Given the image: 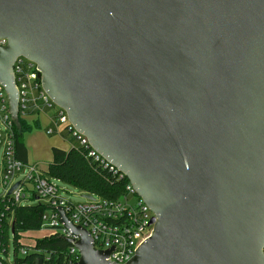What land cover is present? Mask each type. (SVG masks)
<instances>
[{
  "label": "water",
  "instance_id": "1",
  "mask_svg": "<svg viewBox=\"0 0 264 264\" xmlns=\"http://www.w3.org/2000/svg\"><path fill=\"white\" fill-rule=\"evenodd\" d=\"M0 38L16 123L23 56L154 214L126 264H264V0H0Z\"/></svg>",
  "mask_w": 264,
  "mask_h": 264
},
{
  "label": "built area",
  "instance_id": "2",
  "mask_svg": "<svg viewBox=\"0 0 264 264\" xmlns=\"http://www.w3.org/2000/svg\"><path fill=\"white\" fill-rule=\"evenodd\" d=\"M8 41L0 38V48H5ZM37 65L23 56L15 59L13 75L15 88L18 92V122L19 119L46 115L47 110L56 109L50 125L45 129L47 136L58 135L68 142L71 148L81 149L87 159L108 169L118 179L125 178L114 166L104 160L94 151L86 137L74 129L68 116L57 107L42 89L41 73ZM9 103L4 88L0 85V206L10 212L17 206L24 207L21 201L34 200L35 205L44 207L39 231L52 230L47 237H60L78 241L79 237L72 233L61 222L58 209H62L67 221L73 227L84 229L93 242V249L108 252L106 261L112 264H126L137 249L152 235L154 225L151 220L155 217L152 211L132 190L128 182L125 193L117 200H105L90 195L92 200L85 203L72 204L60 197V189L50 180L46 173L41 172L35 165L16 158L15 127L18 125L8 112ZM24 121V120H23ZM62 128V130H61ZM61 132L66 135H62ZM23 176L11 192L14 180ZM10 217L8 221H10ZM12 226V225H11ZM23 234H21L22 237ZM20 254L26 255L30 246L21 245ZM67 264H75L80 258L79 251L70 245ZM1 257V254H0Z\"/></svg>",
  "mask_w": 264,
  "mask_h": 264
},
{
  "label": "trees",
  "instance_id": "3",
  "mask_svg": "<svg viewBox=\"0 0 264 264\" xmlns=\"http://www.w3.org/2000/svg\"><path fill=\"white\" fill-rule=\"evenodd\" d=\"M29 128L21 119L15 127L16 158L23 162H26L27 150L22 142V135ZM51 153L52 160L47 171L50 180L71 184L86 195H94L105 200H117L124 195L128 181L125 178L118 179L99 163L87 159L81 149L71 148L64 151L52 148ZM44 212V207L40 205L17 206L10 212L4 211L0 206V254L6 253L7 241L11 233L14 244V260L11 264L68 263L71 257L70 244L57 236L38 239L35 245L27 250L26 255L20 254L22 246L18 241L21 239V234L39 231ZM9 217L12 219L10 227ZM0 264L8 263L0 257Z\"/></svg>",
  "mask_w": 264,
  "mask_h": 264
},
{
  "label": "rangeland",
  "instance_id": "4",
  "mask_svg": "<svg viewBox=\"0 0 264 264\" xmlns=\"http://www.w3.org/2000/svg\"><path fill=\"white\" fill-rule=\"evenodd\" d=\"M56 112V109L47 110L46 115L40 116V120H36V117H26L23 118L25 123L30 127L29 130H26L22 135V142L27 150L26 162L28 165H36L38 169L47 174L48 166L52 160V148H57L60 150H69L72 146L66 141H63L58 135L47 136L45 129L50 125L53 113ZM62 130V128H61ZM62 135H66L61 132ZM1 150H0V170H1ZM49 178V177H48ZM23 176H18L14 180V184L21 182ZM53 183L58 186L60 189V197L67 202L72 204L85 203V199L82 196L86 195L80 192L75 186L67 184L64 182H59L53 180ZM37 201L26 200L21 201L20 204L23 206H32L35 205ZM12 225V219L9 221V227ZM53 231L52 230H43V231H28L24 233L21 239L18 241L19 244L33 247L35 241L38 239H43L49 236ZM1 257L8 263L11 264L14 260V244L12 240L11 233L9 234L7 241L6 253H2Z\"/></svg>",
  "mask_w": 264,
  "mask_h": 264
},
{
  "label": "crops",
  "instance_id": "5",
  "mask_svg": "<svg viewBox=\"0 0 264 264\" xmlns=\"http://www.w3.org/2000/svg\"><path fill=\"white\" fill-rule=\"evenodd\" d=\"M40 116H42V115H39L38 117H36V120H40ZM44 117H47V115H43ZM67 151V150H66Z\"/></svg>",
  "mask_w": 264,
  "mask_h": 264
}]
</instances>
